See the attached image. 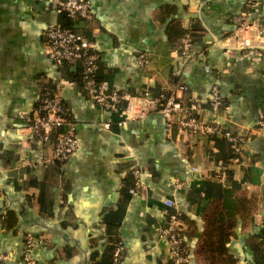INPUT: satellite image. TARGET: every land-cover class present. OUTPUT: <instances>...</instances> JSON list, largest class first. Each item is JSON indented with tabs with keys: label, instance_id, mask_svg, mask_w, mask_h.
<instances>
[{
	"label": "crops",
	"instance_id": "crops-1",
	"mask_svg": "<svg viewBox=\"0 0 264 264\" xmlns=\"http://www.w3.org/2000/svg\"><path fill=\"white\" fill-rule=\"evenodd\" d=\"M90 5L91 17L77 28L93 43L98 80L131 94L149 88L152 95L185 83L202 120L247 136L249 166L228 165L221 184L214 175L223 157L212 137L177 125L168 134L155 110L124 119L103 109L88 97L75 66L46 55L45 29L59 17L51 1L0 0V252L10 255L0 264H24L28 233L35 264H107L117 241L120 264H168L159 234L168 211L180 215L188 264H212L199 250L203 235L219 228L229 235L217 264H264V37L258 33L247 52L239 49L231 19L245 0ZM184 36L190 53L180 58ZM138 53L147 57L145 67ZM213 84L226 109H209ZM48 93L62 100L78 145L64 163L44 166L39 159L48 149L32 137L29 118ZM132 165L141 185L131 194Z\"/></svg>",
	"mask_w": 264,
	"mask_h": 264
},
{
	"label": "built area",
	"instance_id": "built-area-1",
	"mask_svg": "<svg viewBox=\"0 0 264 264\" xmlns=\"http://www.w3.org/2000/svg\"><path fill=\"white\" fill-rule=\"evenodd\" d=\"M50 1L56 13H65L73 20H85L90 17V0ZM231 20L236 25L239 49L245 53L253 46L254 36L261 33L264 37V0H245V8L234 15ZM259 20L261 21L258 23ZM254 29L257 34L253 33ZM44 35L46 55L56 65H60L62 62H82L84 89L88 97L103 109L123 115L124 119H142L148 112L155 110L165 119V128L168 134L173 125H177L181 130L194 136L221 135L229 143L233 154L229 158V165L238 168L249 166L250 155L246 150L247 136L228 127H221L202 120L200 116L202 107L185 83L177 82L173 90L162 91L158 95H152L149 88H145L140 94H131L111 88L106 81L96 82L95 80L98 56L94 53L91 41L58 23L49 24ZM190 46V37L184 36L180 42V58L189 56ZM136 59L141 67H145L148 63L144 53H138ZM203 68L205 71L210 70L207 65H204ZM208 106L212 111L227 108L226 101L217 84H213L210 88ZM29 121V131L32 137L37 143L46 145L48 149L39 159L42 165L62 164L76 150L78 142L74 136V124L68 118L67 109L59 95L51 94L42 97ZM263 121L264 117L261 123ZM53 134L55 136L52 141ZM191 170L197 172V167L192 166ZM130 172L133 176V186L129 192L132 194L141 185L140 170L136 165H132ZM214 177L219 183L225 184L227 181L226 170L221 168ZM176 185L180 187L182 183L177 182ZM166 205L172 206V201H166ZM159 234L165 238L170 264H188V254L183 245L177 211L166 214V220L160 227ZM34 245V237L29 233L26 234L22 255L24 264H35L31 255ZM122 250L123 245L119 243L114 248L111 264H120ZM9 258V254L0 252V263Z\"/></svg>",
	"mask_w": 264,
	"mask_h": 264
},
{
	"label": "trees",
	"instance_id": "trees-1",
	"mask_svg": "<svg viewBox=\"0 0 264 264\" xmlns=\"http://www.w3.org/2000/svg\"><path fill=\"white\" fill-rule=\"evenodd\" d=\"M58 16H59L58 17V21H57L58 24H60L61 26L65 27V28L72 29V30L76 31L77 33H79V34H81L83 36V34L79 31V29L77 27H78V23L80 21H84V20H73V19L69 18L65 13H60ZM89 18H86L85 21L88 20ZM94 53H96V52L94 51ZM60 65H64V66L73 65V66H75L74 71L76 72V75L78 76L80 84H82V87L84 88V80H83V77H82V71H83L82 62H80V61H74L73 63L62 62ZM96 65H97V69L95 71L94 77H95L96 82H101L103 80H98V78H97L98 58L96 60ZM49 95H51V93H48V95H44L43 97L49 96ZM54 136H55V134L52 135V141L54 140ZM211 137L215 141L214 142V144H215L214 146H217V147L221 148V149L219 148L221 150L220 154H222V157H223L221 159V161H218L217 165L220 168L226 170L227 178H228L230 176V174H231V168L228 167V165L230 163L229 162V158L233 155L232 151L230 149V145L225 140V138L223 136H221V135L211 136ZM223 143H225V146H226L227 149L224 148ZM168 212H174V211H168ZM179 219H180V215H179ZM228 235H229V232H226V231H224L221 228H219V229H217V230H215L213 232H206L203 235V241H202V244H201L202 246H201V249L199 251L204 256V258L206 260H208L212 264H217L216 262H219V259L221 258V256L222 255L224 256L226 254V250L224 248H222V246L225 244V242H226V240L228 238ZM119 243H121V242L117 241L113 245L112 250H111L110 260H109V262L107 264H111V262H112V254H113L114 248ZM168 264H170V260L168 261Z\"/></svg>",
	"mask_w": 264,
	"mask_h": 264
}]
</instances>
